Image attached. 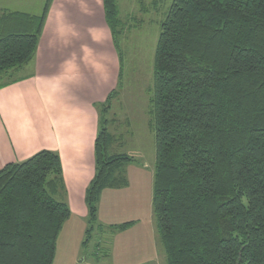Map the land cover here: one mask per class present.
<instances>
[{
  "label": "trees",
  "instance_id": "trees-1",
  "mask_svg": "<svg viewBox=\"0 0 264 264\" xmlns=\"http://www.w3.org/2000/svg\"><path fill=\"white\" fill-rule=\"evenodd\" d=\"M54 0L40 16L0 14V90L36 57ZM119 58L100 114L89 231L105 190L128 187L133 157L108 120L123 84L118 0H102ZM150 116L156 162L152 209L166 264H264V0H173L153 64ZM59 154L42 151L0 170V264H53L72 217ZM133 223L111 226L128 230Z\"/></svg>",
  "mask_w": 264,
  "mask_h": 264
},
{
  "label": "crops",
  "instance_id": "crops-1",
  "mask_svg": "<svg viewBox=\"0 0 264 264\" xmlns=\"http://www.w3.org/2000/svg\"><path fill=\"white\" fill-rule=\"evenodd\" d=\"M18 3L25 10L13 12L44 10ZM119 69L102 0H54L35 59L15 77L19 82L0 90V170L42 151L59 154L64 187L55 198L69 205L70 220H88L100 119L95 105L117 87Z\"/></svg>",
  "mask_w": 264,
  "mask_h": 264
},
{
  "label": "rangeland",
  "instance_id": "rangeland-1",
  "mask_svg": "<svg viewBox=\"0 0 264 264\" xmlns=\"http://www.w3.org/2000/svg\"><path fill=\"white\" fill-rule=\"evenodd\" d=\"M20 1H29L31 12H41L45 5V0H0V6L6 5L9 11L25 10ZM172 2L118 0L123 84L107 119L113 121L110 132L123 142L118 152L135 162L124 169L128 187L105 192L92 231L87 233L88 220L66 222L53 264H166L152 209L156 142L149 112L156 46ZM125 223L134 225L124 231L111 227Z\"/></svg>",
  "mask_w": 264,
  "mask_h": 264
}]
</instances>
